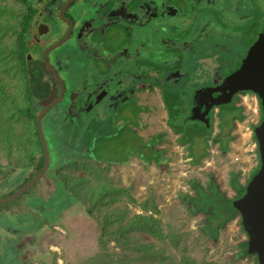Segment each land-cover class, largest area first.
Here are the masks:
<instances>
[{"label": "rangeland", "instance_id": "374dc122", "mask_svg": "<svg viewBox=\"0 0 264 264\" xmlns=\"http://www.w3.org/2000/svg\"><path fill=\"white\" fill-rule=\"evenodd\" d=\"M203 2L204 0L200 5L190 3L188 6V9L193 13L189 32L180 28L170 29L164 25V30L160 32L157 28L160 23L158 21L133 30L132 36L135 40L136 49L141 46L143 48V51L140 52L142 57L152 51L159 55L160 50H162V54L166 58V62L162 66L163 69L165 71L171 68L177 70L176 76H180L181 79L179 84H175L181 102L178 101L177 105H184L185 103L188 107L196 90L215 84L235 70L246 53L247 44H250V40L247 41L245 38L247 35L242 34L245 33L246 24L251 17H246L247 14L252 13L251 0H209L210 5ZM0 3L13 6L15 4L14 0H0ZM201 5L206 6L204 9L206 13L197 15L196 10L204 8ZM209 12H211V16ZM260 13L259 11L258 14L262 19L264 13L262 15ZM196 15L195 20L194 16ZM171 19L168 20L171 21ZM164 23L165 21H163ZM237 23L241 24L238 27L239 32L235 28ZM259 25L260 28L264 26L263 19L257 27ZM257 27L256 30H258ZM198 28L206 29L205 37L198 38L196 33ZM180 37L187 38L188 41L184 43ZM6 39L9 40V37ZM164 39L166 44L160 46L161 49L159 50L157 48L158 42L162 43ZM169 49H173L174 54H170ZM64 55L63 53L62 58ZM174 55H176L175 58H173ZM70 63L64 64L65 67L70 68L66 81L68 89L71 86L77 88L80 82V79L72 77L75 69L71 68ZM122 70L123 68H121ZM30 72L29 74H31ZM2 73L1 76L5 82L13 88L11 91L15 92L21 100L22 97L18 90V86L22 85L21 78L16 76L12 70L2 71ZM31 82L30 86H35L34 89H37L34 77ZM151 99V105H148L147 110L139 115L141 116L142 127L136 128V132L139 137L143 136L146 139L150 136L163 135L164 142L154 147L156 150L164 151L163 159L159 164L156 162L144 164L137 156L128 157L127 163L124 164H108V162L125 158L130 149L136 150L140 146V140L130 138L127 130H120L118 124L115 123L117 119L115 117H119L124 107L112 108L111 111H108L111 112L110 114L106 112V118H103V121L96 120L97 122L91 123L87 121L83 122L82 125H77V133L71 134L69 132L68 136L72 139L66 137L71 140L64 142L62 140L57 142L54 135L62 136V134L57 132L58 130L57 133H53L51 126L45 125L43 121V131L51 156L50 169L54 168L62 156L68 152L71 153L79 144L87 145L84 147L83 156L90 157L100 164L89 160L65 164L60 169V177H64L63 180L56 182L54 177L48 175L39 181L43 184L41 190L47 197H50V200L54 198L53 201L45 202L31 197L33 193L30 190L35 187L33 186L27 194L20 197L21 200L17 205L23 203L22 205H12H16V210L17 207L21 208L23 213L15 214L14 209V214L6 215L4 208H1L3 209V218L0 220V228H5V230L2 229L0 239V264H8L13 259V255L22 250V242L28 240L30 234V238L37 236L36 231L40 228L43 220L41 216L35 218L34 215V218L29 219L33 216L30 214L32 207H28V204L44 207L46 211L39 214L44 215L48 227L50 223L52 224L53 231L39 246L45 252L56 253V264H99L95 259L103 249L99 241L101 239L107 241L104 251L115 260L114 264H184V258H190L196 264L255 263L256 258L254 256L249 258L237 257L242 249L241 244L246 241V235L240 227L239 216L236 223L225 226L223 230L219 231L218 239L213 242L201 231L204 215L190 216L186 206L181 202V197L184 194L194 196V192L189 186L190 180L196 179L200 181L202 186L206 187L211 176L218 189L224 192L221 189L225 187L223 182L229 181L232 173L238 172L239 177L242 174L240 168H249L253 159L258 161L257 145L252 146L254 143L256 144L253 133L252 135H240L244 139L243 144L240 141L234 142L232 140L229 143V151L224 154L220 152L218 145L208 144L206 150L208 156L202 158L198 164H193L186 146H181L178 143V135L162 124L164 121L163 108L157 99L156 92L151 96ZM235 101L236 99L233 98L232 102ZM231 104L219 107L225 117L228 114V106ZM113 111H115L114 114ZM13 116L12 125L15 127L16 136L23 135L25 132L24 124L17 119L15 114ZM247 116L254 118L251 112L247 113ZM122 122L126 123L124 125L127 127V121L122 119ZM132 123L135 122L129 124ZM188 123L205 132L202 123L191 120ZM68 124L66 123L65 126ZM57 126L60 127V125L55 127ZM235 127L234 124L233 129H236ZM251 129L253 131V126ZM239 130L240 132L244 131L242 128ZM76 136L80 138H76ZM209 139L211 141V138ZM63 143L69 150L61 146ZM195 144L193 152L198 150L197 153H203L202 142H195ZM19 145L20 143L16 141L12 144L6 141L5 145H1L0 166L3 168L9 166L13 171L10 173L0 172V199L7 197L25 183V177L20 174V170L15 168L27 160L26 154L23 152L24 149H19ZM144 153L154 155L149 149H144ZM247 161H251L250 164ZM252 165L253 171H255L257 164L255 166L252 163ZM248 174L249 171L246 170L242 174L244 177H240V179L247 178ZM76 180H83L87 183L86 191L94 190L97 194L102 191L104 185L107 189H113V196L116 201L112 203L107 201L101 204L93 211L92 215H86L85 211L82 210L75 214L76 219L74 217L65 218V214L60 211H63L68 206V201L72 199L65 193V181L68 186H77L74 184ZM115 191H118V194ZM228 193V195L225 194L227 198H235L236 193L233 190H229ZM231 204H227L217 190L213 189L210 195L207 194L202 197L198 206L213 210L214 219L218 221L224 219L231 210ZM23 208L30 209V212H27V215L30 214L29 218L23 211L28 210ZM67 216L69 215L67 214ZM108 216L109 219L107 220L105 217ZM135 216L149 220L154 219L156 223L153 224V227L158 229L159 234L148 229L147 232L139 225L128 229V222L136 218ZM113 220L112 224L105 225L106 222ZM121 229H126L124 237L120 233ZM103 230L106 233L105 237H102ZM33 264L40 263L33 261Z\"/></svg>", "mask_w": 264, "mask_h": 264}, {"label": "flooded vegetation", "instance_id": "af4514ba", "mask_svg": "<svg viewBox=\"0 0 264 264\" xmlns=\"http://www.w3.org/2000/svg\"><path fill=\"white\" fill-rule=\"evenodd\" d=\"M251 1L252 13L246 15V17H251L246 24L245 33L242 34L247 35L245 37L247 41L250 40L247 50L259 35H264V26L257 27L258 24H261L262 19L264 20V16L261 19L258 14L259 11L261 15L264 13V0ZM66 2L67 0H31L29 4L31 20L26 41L29 49L25 55V71L31 80L33 77L36 79L34 83H37V89L29 84V91L30 95L32 93V101H38V104L42 106L37 115L43 108L55 101L60 92L58 81L46 68L43 53L71 31L67 40L59 48L46 54V59L66 86L61 106L67 105L68 97H71L74 102L69 113L65 112L60 115L61 122L76 124L87 121H103L102 119L106 118V112L110 114L111 112L108 111H111L112 108L124 107L119 117H115L117 118L115 123L118 124L120 130L126 129L130 138L140 140L141 137L136 132V128L142 127L139 115L147 110L148 105H151V96L156 92L157 99L165 112L163 119L166 125L167 113L163 102V93L166 88L176 90L175 84H179L180 76H176V69L171 68L165 71L162 67L166 58L163 56L160 46L166 44L165 39L162 43L158 42L159 55L152 51L142 57L140 52L143 51V48L141 46L136 49L132 36L133 30L158 21L160 23L157 28L160 32L164 30L163 25L174 30L177 28L186 29L185 31L189 32L193 13L188 9V6L190 3L200 5L202 0H162L160 2L157 0H75L62 10ZM203 3L210 5L209 0H204ZM201 6L204 8L197 9V15L206 13L204 12L206 6ZM209 14L211 16V12ZM197 15L194 16L195 20ZM169 18H172L171 21L168 20ZM163 21H165L164 24ZM240 25V23L235 25L237 32H239ZM256 27L258 30L255 29ZM196 33L198 38H202L206 36L207 32L205 28H198ZM180 38L184 43L188 41L187 38ZM172 51L173 49H169L170 54H174ZM63 53L65 54L64 58H62ZM65 62H71V68L75 69L72 77L80 79L78 87L73 90L68 89L67 86L66 81L70 68L65 67ZM239 64L235 69L239 67ZM121 68H123L122 71ZM223 79L221 78L215 84L206 87H216ZM41 84L44 85V88L41 87ZM241 93L234 98L237 99ZM14 94L16 93L14 92ZM19 94L23 101L27 100L24 91ZM193 97L189 101L190 117ZM79 99L80 104L77 102ZM93 101H96L95 105L86 112ZM232 103L238 107L237 101ZM76 105L78 107H75ZM258 108L259 119H261L259 102ZM52 111L44 116L42 124L43 121L45 125L48 123L47 120L51 118ZM213 112L214 109L209 114L210 122ZM114 113L115 111H113ZM118 118L127 121V127L124 125L126 123ZM133 121L134 124H129ZM219 131L218 126V131L215 134ZM129 143L131 145V141ZM211 143H213L212 140L208 142L209 145ZM140 144L141 146L136 150L140 149L144 155V149H149L148 145L142 141ZM132 151L130 149L128 153L130 154ZM50 170L54 171V168ZM22 244L24 243L22 242ZM27 245L28 243H26Z\"/></svg>", "mask_w": 264, "mask_h": 264}, {"label": "trees", "instance_id": "16d2710c", "mask_svg": "<svg viewBox=\"0 0 264 264\" xmlns=\"http://www.w3.org/2000/svg\"><path fill=\"white\" fill-rule=\"evenodd\" d=\"M14 2H15L14 6L10 4L0 3V149L2 147L1 145H5L6 141L9 144H12L14 141L20 143L18 147L19 149L20 148L24 149L23 152L26 154L27 160L23 163L21 162L20 166L15 168L20 170L21 172L20 174H22L25 177L24 180L26 182L33 175L39 172L43 165L42 146L36 128L37 113L42 106L38 104L39 103L38 101L35 102L32 101V96L30 95V91H29V84H31L32 82L29 76L27 75V72L25 71L26 70L25 55L29 49L26 41L28 37V28L31 20V16L29 15V4L31 0H14ZM6 37H9V40H7ZM7 70L8 71L12 70L16 76L22 79V80L20 79V82L22 81V85L18 86L19 87L18 90L19 92L21 91L25 92V96L27 98L26 101H23L22 99L19 100L17 94H14L11 91L13 90L11 85L6 83L3 77L1 76L3 74L2 71H7ZM41 87L44 88V85L42 86L41 84ZM178 101L180 102L178 89L172 90L171 88L169 89L166 88L164 90L163 102L167 113L166 125L174 134L178 135V143L181 146H186L188 150L189 158L191 159L193 164H198L202 158L208 156V152L206 150H207L208 142L210 140L209 138H211L214 144L218 145L221 153L224 154L227 151H229L230 149L229 143L234 139L233 136H231V131L234 127V121L242 120L244 118V115L241 112L242 111L241 107H235L232 103L231 105L228 106L229 109L226 117L223 115L221 109L219 108L220 106L217 107L218 111L216 112V115L219 121L218 125L220 131L215 135H211L213 131L212 118L209 126L202 123V125L204 126V131L206 132L205 133L200 129H198L197 127H193V125H190L188 123V121L191 120L190 112H189L190 107L189 106L187 107L184 102H183L184 105H180V104L177 105ZM236 101L238 102V98L236 99ZM13 114H15L17 116V119L24 124V129H25V132H23L24 136L22 134L16 136L15 127L12 125V118L14 117ZM191 121L198 122L196 120H191ZM67 123L70 124V128L68 127L69 126L68 124L67 127L65 126L66 128L64 129V133L61 137L54 136V139L57 142L58 140H62V142H64L65 140H71L72 137L70 136L69 137L71 139L66 138L68 136V133L69 132H71V134L77 133L76 126L82 125L83 122L76 124H72L70 122ZM88 123H91V121ZM163 142H164L163 135L162 134L156 135L146 142V145H148L149 150L152 153H154V155H147L146 153L143 155L142 152H140V149L133 150L132 153L130 154L128 153L125 158L113 162H108V164L114 165V164L127 163L128 157L130 156H137L142 162H144V164H149L151 162H156L159 164V162L163 159L164 151L156 150L154 147L155 145L161 144ZM195 142L196 143L202 142L203 153L200 152L197 153L198 150L193 152V146ZM61 146L64 149L69 150V148H67V146H65L64 143ZM86 146L87 145L79 144L78 146L75 147V149H73V151H71V153L68 152V154L62 156V159H59L58 162L55 164L53 173L49 172L47 176L51 175L52 177H54L56 182H58L61 179L62 180L64 179V177H60V169L65 164H72L77 161H87V160L89 161L92 160L93 162L100 164V162L95 161L90 157L83 156L84 147ZM257 168L258 166L256 167V170ZM12 171L13 169L10 168L9 166H7V168H3L2 166H0V172L10 173ZM255 171L252 172L251 176ZM237 179H238V172L236 173L234 172L231 174L229 180V186L236 193L235 198H237L244 191V186L239 184ZM65 183H66L65 193L66 195L68 194L69 197H72V199L68 201L69 203L68 206L63 211L61 210V213L65 214L66 216L65 218L68 217L75 218V214L82 210L85 211L86 215H90V214L92 215L93 211L101 204L106 203L107 201H110V203L116 201V198H114L113 196L114 190L105 188V185L102 186V191L99 194H97L96 191L94 190L86 191L85 188L87 183L84 182L83 180L82 181L76 180L74 184H76L77 186H68L66 181ZM189 186L191 190L194 192V196H191L189 194H184L181 197V202L183 203V205L186 206L187 212L190 214V216H195L198 214L204 215V219L202 221L203 226L201 227V231L202 233L206 234L211 241L214 242L218 239L219 231L223 230L229 221H231L232 219H234L239 215L237 214L236 210L233 207H231V210L226 214L224 219L215 221L214 219L215 215L213 213V210H211L210 208L206 209L203 207H199L198 206L199 201L202 199L203 196L207 194L210 195V192L213 189L217 190L219 195L223 197V200L227 204H231V202L235 198L233 199L227 198L226 195L218 189L214 179L211 176L209 178L206 187L202 186L200 181L196 179L190 180ZM27 193L28 192H26L25 194ZM115 193L118 194V191H115ZM108 194L109 196H107ZM53 199L54 198H52L51 201H53ZM20 200L21 199L19 198L13 203H9L5 206L4 205L0 206V209L10 208L13 204H18ZM87 204L89 205L87 206ZM53 205L55 204L53 203ZM67 214L69 216H67ZM135 217L136 218H133L132 220H130V222H128V227H127L128 229H132L135 226L139 225L142 226V228L147 232L148 230H151V232L159 234L158 229L153 227V224L156 223L154 219L149 220L141 216H135ZM105 218H107L108 220L109 216ZM42 220L43 221L42 224L40 225V228L38 229V231H36L37 236L35 235L36 237H34L36 239H34L33 237H32L33 239L30 238L31 237L30 234L29 239L26 240L23 244V249L21 251L18 250L20 252H16V255L15 254H14L15 256L13 255V259L10 262H8V264H33V261H37L40 264H56L55 262L56 253L51 251L45 252L39 246L43 242V240L48 236V234L51 231H53L51 226L52 224L50 223L48 227V223H46L45 218H43ZM113 222L114 220L108 221L105 223V225L107 226L108 224H112ZM47 228H49V230H47ZM42 229L45 231L44 233H41ZM120 233L124 237L126 234V229L124 230L121 229ZM105 236L106 233L103 230L102 237ZM99 241L101 242L103 249H101V251L99 252L97 259H95L96 262H98L99 264H114L115 260L111 256H109L106 251H104L107 241L106 240L102 241V239ZM26 243H28L27 246ZM241 247H242L241 251L239 252V254H237L238 258L252 257L249 256L246 252V241L241 244ZM183 260H184V264H196L195 262L193 263L190 258H184ZM253 264H259L257 259H255V263Z\"/></svg>", "mask_w": 264, "mask_h": 264}, {"label": "water", "instance_id": "95a60500", "mask_svg": "<svg viewBox=\"0 0 264 264\" xmlns=\"http://www.w3.org/2000/svg\"><path fill=\"white\" fill-rule=\"evenodd\" d=\"M75 0H67L63 5L64 10ZM71 32V31H70ZM70 32L57 43L48 47L43 53V60L47 70L58 81L60 92L58 98L43 108L36 117V128L43 152V165L39 172L33 175L21 187L7 197L0 199V206L7 205L19 199L28 192L39 181L44 179L50 170V151L42 128V120L50 111L63 115L69 113L74 104L71 97H68L67 105L61 106L63 102L66 86L59 74L54 70L46 59V54L59 48L68 38ZM76 88V87H75ZM71 90L74 87H70ZM241 92L254 94L259 102L261 119L253 127V137L257 144L259 164L257 170L249 178L244 186V193L240 194L232 201V207L239 215L240 226L246 235V252L249 256H254L259 264H264V35L261 34L257 40L249 47L242 58L239 67L226 75L222 82L216 87H204L194 93L193 108L191 110V120L204 123L209 126L210 112L215 107L232 103L233 98ZM80 104V99L77 100ZM93 101L86 112L95 105ZM75 107H78L76 105ZM93 148V147H91ZM90 150V149H89ZM91 151V150H90Z\"/></svg>", "mask_w": 264, "mask_h": 264}, {"label": "crops", "instance_id": "0c3cea01", "mask_svg": "<svg viewBox=\"0 0 264 264\" xmlns=\"http://www.w3.org/2000/svg\"><path fill=\"white\" fill-rule=\"evenodd\" d=\"M78 76V75H77ZM162 106V105H161ZM162 108H163V106H162ZM243 114V113H242ZM53 117H51L49 120H47V124H49L50 126H51V128L53 129V133L55 132V131H57V132H59L60 134H62L63 135V133H64V129L67 127H65V123H63V122H61L59 119H61V112H60V114H55V112H52V114H51ZM163 117H165V112H164V110H163ZM241 120H235V122H234V124H235V128L236 129H233L231 132H232V134L234 135V139H233V141L234 142H241V144H243V140L244 139H242L241 138V134H246V135H249V133L247 132V131H245L244 129V131L243 132H240V130H239V126H240V124H241V122H240ZM46 124V125H47ZM83 124V123H82ZM164 126H166L165 125V123H164V121H163V123H162ZM239 124V125H238ZM56 125H60V127H55ZM69 128H70V125L68 126ZM68 128V129H69ZM56 132V133H57ZM65 132H66V130H65ZM71 133V132H70ZM74 134V133H73ZM215 134V133H214ZM55 136V135H54ZM59 137H61L60 135H59ZM67 137H69V136H67ZM152 137H154V136H150V137H148L147 139L146 138H143V136L141 137V140H142V142H147V141H149ZM77 138H80L79 136H77ZM233 144V143H232ZM240 144V145H241ZM234 145V144H233ZM230 147V146H229ZM250 158L252 157L251 155L249 156ZM249 158V159H250ZM92 161V160H91ZM252 161V163L255 165V161L256 160H251ZM251 161H247L248 162V164H250V162ZM252 163L249 165V168H247V167H245V168H240V171H242V174L246 171V170H248L249 171V174L247 175V178L249 179L250 178V176H251V174H252V172H253V165H252ZM240 175L239 177H238V183L239 184H241L242 186L244 185H246V183H247V181H248V179L247 178H245V179H240V177H244V175ZM223 182V181H222ZM226 183H227V185H226ZM223 184H224V186L225 187H222L221 189H222V191H224L223 193L224 194H226V195H228L229 193H228V191L230 190H232L231 189V187L229 186V181H224L223 182ZM222 184V185H223ZM42 187H43V184L42 183H37L36 185H35V187L34 188H32V190H30V192H32L33 194H32V196L31 197H35V198H38V199H40V200H42V201H45V202H49V201H51L50 200V197L48 196L47 197V195L46 194H44V191L43 190H41L42 189ZM41 197H43L44 199H42ZM231 199V198H230ZM233 199V198H232ZM23 203H20L19 205H17V206H20V205H22ZM16 205L15 206H11L10 208H6V209H4V211H6V215H9V214H14V209H15V211H16V213L15 214H19V213H21L22 212V209L21 208H18L17 207V210H16ZM32 207V212L30 213L32 216L34 215L35 216V218L37 217V216H41V218L43 219L44 218V215H42V214H39V213H43L42 211H44V212H46L45 211V209H44V207H36L35 205H31V204H28V207ZM53 206V205H52ZM23 209H27V208H23ZM53 209V208H52ZM51 209V210H52ZM28 211H26L25 212V210H23L24 211V213H26V215H27V212H30V209H27ZM2 211L3 210H1V212H0V220L3 218V216H2ZM36 212V213H35ZM61 212V211H60ZM23 213V212H22ZM30 214H28L26 217H28L29 218V215ZM34 216L33 217H30L29 219H31V218H34ZM238 217V216H237ZM237 217H235L234 219H232L231 221H229V223H227V225L226 226H230V225H232L233 223H236V221H238L237 220ZM5 230V228H0V239H1V234H2V231L3 230ZM45 231L42 229L41 230V233H44ZM11 238V237H10ZM9 238V239H10Z\"/></svg>", "mask_w": 264, "mask_h": 264}, {"label": "built area", "instance_id": "2783aa9c", "mask_svg": "<svg viewBox=\"0 0 264 264\" xmlns=\"http://www.w3.org/2000/svg\"><path fill=\"white\" fill-rule=\"evenodd\" d=\"M238 101H240V103H237V106L242 108V112L244 115V118L240 121L241 124H240L239 128L244 129L245 131H247L249 133V135H252L253 132H252L251 127L252 126L254 127L259 123V113H258L259 108H258L257 98L254 94L247 92V93H241L238 96ZM216 112H217V109H214L213 116H212V129H213L212 132H213V134L218 131V126H219L218 125L219 121H218ZM249 112L252 113L254 118L247 116V113H249ZM231 136H233V138H234V135L232 134V132H231ZM252 146H256V144L254 143ZM249 151L251 152L252 150H249ZM254 160H256V159H254ZM256 161H255V166H256V164L258 166V161L257 162Z\"/></svg>", "mask_w": 264, "mask_h": 264}]
</instances>
